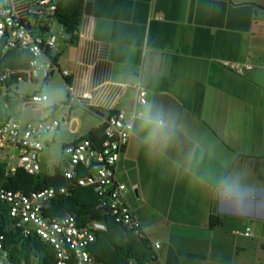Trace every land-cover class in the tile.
I'll return each mask as SVG.
<instances>
[{"label":"crops","instance_id":"1","mask_svg":"<svg viewBox=\"0 0 264 264\" xmlns=\"http://www.w3.org/2000/svg\"><path fill=\"white\" fill-rule=\"evenodd\" d=\"M10 1L52 34L27 16L34 0ZM49 55L69 76L30 120L67 123L62 150L99 145L103 116L125 113L118 178L162 264H264V0H85L77 39Z\"/></svg>","mask_w":264,"mask_h":264},{"label":"built area","instance_id":"2","mask_svg":"<svg viewBox=\"0 0 264 264\" xmlns=\"http://www.w3.org/2000/svg\"><path fill=\"white\" fill-rule=\"evenodd\" d=\"M56 10L55 0H34L28 9L27 16L36 21L50 17ZM5 48L20 47L31 53L27 68L21 72L10 69L0 70V90L7 88L8 81L16 73H21L27 80H48L55 74L67 78V70H61L56 61L51 59L50 50L56 46V36L44 32H34L26 18L20 17L10 0H0V43ZM53 58V57H52ZM228 67L239 71L236 64ZM20 78H18L19 80ZM69 94L72 88L66 82ZM145 91H140V103L143 104ZM83 98H90L85 93ZM34 103L45 102L47 95L34 93L30 96ZM60 121L45 114L37 120L21 122L9 118L0 120V149L13 147L17 150L16 168L28 174L41 172L40 155L44 145V137L55 133ZM130 138V130L126 115L121 110L110 111L103 116L102 140L95 145L89 138L83 137L62 146V174L69 186L47 187L41 190L23 192L7 189L0 184V200L8 205V213L14 225L22 234H35L48 243L55 251V264H106L98 260L90 251L96 239V232L105 230L102 222L90 220L85 224L78 223L72 214L48 218L43 216L44 206L58 195L67 196L76 187H90L98 197V206L107 213L124 231L129 232L136 240H147L151 247V260L162 264L159 250L161 244L150 241L147 232L132 209L128 200V188L118 178V162ZM245 236H251L247 227ZM0 264H23L11 262L0 234ZM128 264H136L133 259ZM151 264V263H144Z\"/></svg>","mask_w":264,"mask_h":264},{"label":"trees","instance_id":"3","mask_svg":"<svg viewBox=\"0 0 264 264\" xmlns=\"http://www.w3.org/2000/svg\"><path fill=\"white\" fill-rule=\"evenodd\" d=\"M85 0H55L56 10L47 19L52 18L63 29L68 41L77 39L78 29L83 14ZM31 53L20 47L5 48L0 43V70L10 69L21 72L27 68ZM51 59L55 60V58ZM18 78L26 79L16 73L8 81L12 85ZM9 100H7L8 102ZM89 138V137H88ZM0 184L14 191L31 192L47 187L69 186L68 180L59 168L51 174H28L20 168L11 171L0 165ZM43 216L52 218L72 214L78 223L85 224L95 220L105 224V230L96 232V239L90 251L106 264H128L133 259L136 264L151 263V247L147 240H136L129 232L122 230L113 219L98 206V197L90 187L76 186L69 195H58L43 208ZM222 223L218 216H209L208 226L216 228ZM0 234L8 251V258L14 263L55 264L56 256L53 247L42 241L35 234L24 235L8 213V205L0 200ZM69 264H73L70 261Z\"/></svg>","mask_w":264,"mask_h":264},{"label":"rangeland","instance_id":"4","mask_svg":"<svg viewBox=\"0 0 264 264\" xmlns=\"http://www.w3.org/2000/svg\"><path fill=\"white\" fill-rule=\"evenodd\" d=\"M52 34L56 36V42L60 40L61 36H66L62 27L56 21L53 22ZM62 82L63 80L58 74H55L52 78L45 81H30L20 78L16 83L1 89L0 116L21 122L39 117V111L42 110L43 106L49 103L52 99L53 92H55ZM34 92L47 95L49 101L40 103L32 102L30 96ZM7 100L9 101L7 102ZM46 113L47 112H45V114ZM57 118L61 121L59 117ZM53 135H55L54 141L51 140L49 147L44 148L40 156L41 164L43 165L42 174L45 172H53L55 166H59V163L60 165L63 164L62 160L65 159V157L61 152V141H69L75 136L69 132L67 123L62 122L60 129L55 132V134H52V136ZM50 137L51 135L48 134L43 140L50 139ZM16 163L17 150L15 148L7 146L0 149V165L5 170L14 167Z\"/></svg>","mask_w":264,"mask_h":264},{"label":"clouds","instance_id":"5","mask_svg":"<svg viewBox=\"0 0 264 264\" xmlns=\"http://www.w3.org/2000/svg\"><path fill=\"white\" fill-rule=\"evenodd\" d=\"M146 122H150V121L146 120ZM229 195H231V194H229Z\"/></svg>","mask_w":264,"mask_h":264},{"label":"water","instance_id":"6","mask_svg":"<svg viewBox=\"0 0 264 264\" xmlns=\"http://www.w3.org/2000/svg\"><path fill=\"white\" fill-rule=\"evenodd\" d=\"M145 107V106H144Z\"/></svg>","mask_w":264,"mask_h":264}]
</instances>
